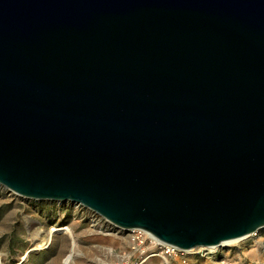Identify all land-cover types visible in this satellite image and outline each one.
Wrapping results in <instances>:
<instances>
[{
  "label": "water",
  "instance_id": "1",
  "mask_svg": "<svg viewBox=\"0 0 264 264\" xmlns=\"http://www.w3.org/2000/svg\"><path fill=\"white\" fill-rule=\"evenodd\" d=\"M0 187L181 251L264 231V0H0Z\"/></svg>",
  "mask_w": 264,
  "mask_h": 264
},
{
  "label": "rangeland",
  "instance_id": "2",
  "mask_svg": "<svg viewBox=\"0 0 264 264\" xmlns=\"http://www.w3.org/2000/svg\"><path fill=\"white\" fill-rule=\"evenodd\" d=\"M73 248L70 264H117L130 242L79 206L26 200L0 187V264H63ZM200 250L206 256L195 255L189 264H264V231L215 251ZM167 262L183 264L177 258ZM145 264L164 262L152 258Z\"/></svg>",
  "mask_w": 264,
  "mask_h": 264
},
{
  "label": "built area",
  "instance_id": "3",
  "mask_svg": "<svg viewBox=\"0 0 264 264\" xmlns=\"http://www.w3.org/2000/svg\"><path fill=\"white\" fill-rule=\"evenodd\" d=\"M92 217L95 220L100 219L94 216ZM125 235L129 239L130 250L120 258L117 264H145L152 258H160L163 260L164 264H168V258H177L180 259L183 264H189L192 263L193 256L195 255L199 254L200 257L206 256L201 254L200 249V253L196 251H194V253H188L187 251H181L166 245L143 230L134 229L125 233ZM254 235H256V233H252L250 236Z\"/></svg>",
  "mask_w": 264,
  "mask_h": 264
},
{
  "label": "bare ground",
  "instance_id": "4",
  "mask_svg": "<svg viewBox=\"0 0 264 264\" xmlns=\"http://www.w3.org/2000/svg\"><path fill=\"white\" fill-rule=\"evenodd\" d=\"M51 231H54V229H52ZM51 231L49 232V236L51 234ZM58 231H65L67 233H69V230L67 228H60ZM246 237H243L241 239H237V240H233V241H228L226 243H223L221 246H227V245H230V244H233V243H236L237 241L239 240H242ZM73 246H74V242H73ZM220 247H210V248H207L209 249V251H215L216 249H218ZM195 250H188L187 252H194ZM28 254V253H27ZM27 254L25 255V258L27 256ZM73 254H74V248L72 249V251L65 257V259L63 260V264H70L72 262V257H73ZM24 258V259H25Z\"/></svg>",
  "mask_w": 264,
  "mask_h": 264
}]
</instances>
